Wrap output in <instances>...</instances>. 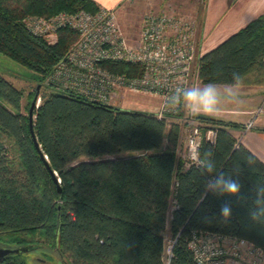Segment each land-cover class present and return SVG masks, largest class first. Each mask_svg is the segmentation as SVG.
<instances>
[{
  "label": "trees",
  "instance_id": "trees-1",
  "mask_svg": "<svg viewBox=\"0 0 264 264\" xmlns=\"http://www.w3.org/2000/svg\"><path fill=\"white\" fill-rule=\"evenodd\" d=\"M99 8L94 0H0V53L44 81L76 34L63 27L51 44L28 30L26 17ZM104 66L142 72L128 62ZM199 66L204 84L227 85L238 73L243 85L264 86V12L204 52ZM48 83L58 89L38 94L37 148L22 92L0 74V242L31 238L42 225L53 233L60 223V247L72 264H165L167 237L174 240L169 264H193V231L245 239L264 250V161L231 133L242 124L196 116L217 129L214 143L202 141L200 158L210 150L216 171L232 173L242 184L231 200L233 215L224 221L222 199L204 197L205 175L178 155V123L168 129L154 112L123 110ZM5 139L15 147L12 156Z\"/></svg>",
  "mask_w": 264,
  "mask_h": 264
},
{
  "label": "built area",
  "instance_id": "built-area-1",
  "mask_svg": "<svg viewBox=\"0 0 264 264\" xmlns=\"http://www.w3.org/2000/svg\"><path fill=\"white\" fill-rule=\"evenodd\" d=\"M25 22L28 30L39 36L54 35L63 27L77 32L76 41L55 66L48 82L61 81L63 87L107 104L118 88L155 98L154 113L158 118H177L179 125L188 128L181 156L186 167L196 165L193 157L199 155L203 140L215 142L216 127L189 115L183 108L170 109L169 97L174 90L192 86L195 44L184 19L145 16L139 37L131 43L115 13L105 8L93 14L81 10L48 19L29 17ZM107 62L137 64L142 72L136 76L114 73L104 66ZM188 247L193 264H264V250L245 239L193 231ZM167 253L165 264H169L171 248Z\"/></svg>",
  "mask_w": 264,
  "mask_h": 264
},
{
  "label": "rangeland",
  "instance_id": "rangeland-1",
  "mask_svg": "<svg viewBox=\"0 0 264 264\" xmlns=\"http://www.w3.org/2000/svg\"><path fill=\"white\" fill-rule=\"evenodd\" d=\"M222 1H224L223 4L217 5L218 8L217 15L222 13V17H220V20H218L217 23H220L222 21L224 15L228 13L229 8L237 4V2L235 3V0H222ZM242 1L243 0H238V3H241ZM231 3L234 4L231 6ZM210 7L213 8L214 6L212 3L209 4L208 0H128L125 2L124 6L118 9H107V10H111L115 13L119 25L121 27V30L124 33L127 41L130 43L139 37L140 29L143 23V18L145 16H171L172 18H182L186 22H188L192 34V40L195 44V61L194 64L192 65V70H191L192 85H203L204 83L201 82L200 74H199L200 56L204 52L208 51L210 47L212 48L214 44L216 45L217 42L222 40L224 38V35H228L226 33L225 34L221 33L217 36H213V31H212L214 29V27H212L213 21H212L211 29H209L207 33L204 34L203 19L204 16L207 15V12ZM102 9L103 8L101 7L99 8V10ZM89 13L93 14V12H89ZM29 17L48 19V18H53L54 16L46 17V16L33 15L26 17V20L27 18L29 19ZM59 30H57L54 33V35L52 34L42 37H44L51 44L55 43L57 42L58 39ZM73 31L75 30L73 29ZM75 34H76L75 40L70 44L67 52L69 51V49L71 48V46L74 44V42L78 37L76 31ZM105 67L114 73H124L127 76H136L138 73V72H134L132 74H129L127 72L114 71L108 68L107 66ZM0 74L5 79L10 81L16 88L21 90L22 92L21 105H22V111L24 112L27 111V107H29L31 103V100L35 92V88L38 86V83L41 84L38 86V91L40 95L58 89L54 85L48 83L47 78H49V76H47V78L44 81H39L37 74L33 73L29 69L25 68L24 66L20 65L19 63L10 59L8 56L1 53H0ZM60 82L61 81L54 83L62 86L63 82L62 83ZM245 86L248 85H243V87ZM220 88L222 92L225 93L224 95L221 96L220 99V104L223 110L219 115L213 116L214 118H223L226 120L249 122L251 119L253 121V119L256 116H258V114L259 117H264V102H262L259 106L261 107V109H259V111L256 110L255 113L252 115L251 114L239 115L234 113L233 111H229L231 107H251L253 104L251 103V100L240 97V94H238L237 98L230 97L226 94L227 93V91H225L226 87H220ZM150 99L151 97L146 96L145 94L134 93L125 88H118L116 91H114V96H112L109 103L123 110H143V111L155 112L156 109L153 108L154 105H148L147 103ZM40 101H41L40 98H38L36 104H39ZM254 107L256 109L257 106ZM166 121L168 123L167 126L168 129L171 126V124L173 123L180 124L181 122L177 118L176 119L168 118L166 119ZM179 126H180V150L178 152V155L179 157H181L184 150L183 147L188 133V128L187 126L185 127L184 126L182 127L181 125ZM4 141L7 144L8 149L10 150L9 156H12L11 153L15 152L13 150L15 147L8 139H5ZM165 143L166 141H164V144L162 145L160 151L164 150ZM119 155L122 157V156H126L127 154L120 153ZM166 243L167 246H166L165 257H167L168 254L167 250L171 248L172 242H170V237H167Z\"/></svg>",
  "mask_w": 264,
  "mask_h": 264
},
{
  "label": "clouds",
  "instance_id": "clouds-1",
  "mask_svg": "<svg viewBox=\"0 0 264 264\" xmlns=\"http://www.w3.org/2000/svg\"><path fill=\"white\" fill-rule=\"evenodd\" d=\"M243 79L238 73H233L232 82L226 85L227 95L237 97L239 90L243 87ZM225 93L216 82H208L203 85L180 86L174 90L169 97L172 110L183 108L191 116H217L222 112L220 104L221 96ZM213 153L209 150L204 153V157H193V162L201 169L205 175L204 197L209 193L222 199L219 207V217L224 221L229 220L233 215L232 198L239 197L242 184L238 177L232 173L216 171L215 161L212 159ZM249 163H253L250 159ZM250 217L254 221L257 219L255 212H250Z\"/></svg>",
  "mask_w": 264,
  "mask_h": 264
},
{
  "label": "crops",
  "instance_id": "crops-1",
  "mask_svg": "<svg viewBox=\"0 0 264 264\" xmlns=\"http://www.w3.org/2000/svg\"><path fill=\"white\" fill-rule=\"evenodd\" d=\"M94 1L101 8L118 9L124 6L125 2L128 0H94ZM223 2L224 1L222 0H208V3L209 4L212 3L214 7L213 8L210 7L207 12V15L204 16L203 19L204 34L207 33L209 29H211L212 21H213V26H212L214 27V29L212 30L213 36H217L221 33L222 34L226 33L228 35H224L223 39H225L231 33L235 32L240 27L245 25L251 18L264 12V0H243L241 3H238V0H235V3L237 2V4L235 6H232L234 3H231L232 7L228 9V13L224 15L220 23H217V21L220 20V17H222V13L217 15L218 14L217 5L223 4ZM214 46L215 44L212 46V48ZM219 87H226V85L225 86L222 85ZM225 91H227V89ZM238 94H240V97L242 98L251 100V103L253 104L251 107H231V109H229V111H233L234 113L239 115L254 114L256 110L259 111L260 104L264 102V86H245L239 90ZM147 103L148 105H154L153 108L156 109L157 100L155 98H151ZM254 106H257L256 109ZM215 119L242 124V127L232 129L231 133L238 139L239 142H241L245 147L250 149L258 158L264 161V117H259L258 114V116H256L253 119V121L251 119L249 122L226 120L223 118H215Z\"/></svg>",
  "mask_w": 264,
  "mask_h": 264
},
{
  "label": "flooded vegetation",
  "instance_id": "flooded-vegetation-1",
  "mask_svg": "<svg viewBox=\"0 0 264 264\" xmlns=\"http://www.w3.org/2000/svg\"><path fill=\"white\" fill-rule=\"evenodd\" d=\"M59 231L60 223L53 233H49L47 227L42 225L33 231L31 238L0 242V247L23 249L0 255V264H72L61 250Z\"/></svg>",
  "mask_w": 264,
  "mask_h": 264
},
{
  "label": "water",
  "instance_id": "water-1",
  "mask_svg": "<svg viewBox=\"0 0 264 264\" xmlns=\"http://www.w3.org/2000/svg\"><path fill=\"white\" fill-rule=\"evenodd\" d=\"M39 86V85H38ZM38 86H37V91L28 107V126H29V131H30V134H31V137H32V140L35 144V146L37 148H39V143L37 141V138H36V135H35V132H34V109L38 107L39 104H36L38 98H40L38 96L39 94V91H38ZM40 154L41 156H43V153L40 151ZM46 165H47V168L49 169L50 173L52 174V178L54 179V181L56 183L59 182V179L56 177V173L50 168L48 162H46ZM57 190L58 192L61 191L60 189V186L57 185ZM58 209H60V206H58ZM23 249L21 247H18V248H7V247H0V255H4L6 253H10V252H18V251H22Z\"/></svg>",
  "mask_w": 264,
  "mask_h": 264
}]
</instances>
